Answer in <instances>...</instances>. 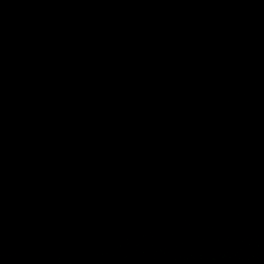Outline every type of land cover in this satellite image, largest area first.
Returning a JSON list of instances; mask_svg holds the SVG:
<instances>
[{
    "label": "water",
    "instance_id": "1",
    "mask_svg": "<svg viewBox=\"0 0 264 264\" xmlns=\"http://www.w3.org/2000/svg\"><path fill=\"white\" fill-rule=\"evenodd\" d=\"M0 264H264V0H0Z\"/></svg>",
    "mask_w": 264,
    "mask_h": 264
}]
</instances>
